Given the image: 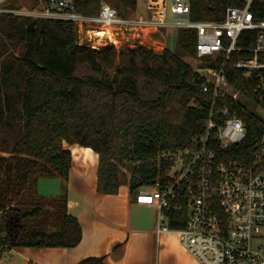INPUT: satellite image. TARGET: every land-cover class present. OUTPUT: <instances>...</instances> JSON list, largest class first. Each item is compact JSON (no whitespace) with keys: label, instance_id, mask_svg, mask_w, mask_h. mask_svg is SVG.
I'll return each mask as SVG.
<instances>
[{"label":"trees","instance_id":"obj_1","mask_svg":"<svg viewBox=\"0 0 264 264\" xmlns=\"http://www.w3.org/2000/svg\"><path fill=\"white\" fill-rule=\"evenodd\" d=\"M45 2V0H42ZM101 0H74L76 12L97 14ZM119 15L137 8V0H109ZM245 0H189L191 20L221 21L228 6ZM255 20H264V0H252ZM165 30V29H161ZM254 31H243L239 46L253 43ZM196 33L177 29L181 53L195 57ZM224 64L235 90L251 94L253 81ZM219 62H222L219 59ZM203 76L164 47L143 45L116 49L112 44H80L71 21L0 13V258L14 247H75L82 229L66 210V195L42 203L32 186L38 177L67 181L70 152L62 143L79 144L98 155L96 191L115 194L119 173L133 163L125 182L130 198L142 187L164 181V151L192 145L205 133L211 103L202 92ZM193 104L199 105V108ZM251 139L264 131L253 112L240 114ZM36 197V198H35ZM38 198H40L38 196ZM186 197L177 195L166 213L171 228L182 227ZM59 203L54 207L51 203ZM180 204L181 209L174 206ZM56 225H36L44 207ZM77 264H105L88 256Z\"/></svg>","mask_w":264,"mask_h":264},{"label":"built area","instance_id":"obj_2","mask_svg":"<svg viewBox=\"0 0 264 264\" xmlns=\"http://www.w3.org/2000/svg\"><path fill=\"white\" fill-rule=\"evenodd\" d=\"M73 1L46 0L34 17L71 21L76 32L97 33L104 27H112V33L195 31L194 59L205 79L202 92L211 94L205 133L193 138L189 147L162 152L167 164L164 181L142 187L136 202L154 207L156 236L178 234L197 264H264V131L249 139L240 115L253 112L264 125V20L254 19L252 0L242 7H226L221 21L191 20L189 0H145L144 11L136 16L119 15L105 0L97 14L82 15ZM243 31H254L251 46L237 44ZM233 54V67L254 83L251 94L233 89L227 81L224 64ZM177 195L187 198V214L182 227L171 228L166 211Z\"/></svg>","mask_w":264,"mask_h":264},{"label":"crops","instance_id":"obj_3","mask_svg":"<svg viewBox=\"0 0 264 264\" xmlns=\"http://www.w3.org/2000/svg\"><path fill=\"white\" fill-rule=\"evenodd\" d=\"M62 146L70 152L66 210L80 223V242L72 248L14 247L0 264H77L88 256L103 257L105 264H197L176 235L156 236L154 207L130 198L126 183L115 194L96 192L98 155L92 149Z\"/></svg>","mask_w":264,"mask_h":264},{"label":"rangeland","instance_id":"obj_4","mask_svg":"<svg viewBox=\"0 0 264 264\" xmlns=\"http://www.w3.org/2000/svg\"><path fill=\"white\" fill-rule=\"evenodd\" d=\"M104 2L111 5L109 0H105ZM42 3H43L42 0H5L0 3V9H3L8 13H13L14 15L34 18L35 16L34 12L39 9H42L40 7ZM37 5L40 6L36 7ZM144 9H145V0H137V8L134 11H127L126 14L129 15L132 14V16H136L139 13L143 12ZM114 30L116 33L115 32L113 33L114 40L112 42H110L107 37L100 38L99 36L94 35L93 34L94 32L86 31V30L81 32H76V35L78 34L77 40L80 43H88L89 45L95 47L105 45L107 43H112V45H114V47L117 50L124 47H134L136 45H143L146 48L153 49L154 51H161L164 47H167L174 53L178 54L181 57V59L185 61L193 70L201 71L199 70L200 65L198 64L196 59H194V57L181 53L180 49L178 48L176 44V31H177L176 28H167L164 31L138 29L137 31L123 32L122 30L119 31V29H114ZM260 116L264 119V113H260ZM133 166H134L133 163L130 162L125 164V167L119 173L120 182L125 183L128 180V178L131 175ZM32 189L34 195L37 196V198L35 197L37 201L38 199H41L40 201L42 203L45 202L49 203L51 202L50 200L52 199L55 200L62 199L64 194L67 197L68 185H67V181H65L60 176L38 177L36 182L33 184ZM38 196L40 198H38ZM51 204L54 207L59 206L58 202ZM43 207L44 210L42 215L38 217L37 220H35L37 222L36 225L42 228L54 227L56 225V220L55 218L52 217V214H54L58 208L55 209L54 212L52 211V213H50L48 210L45 209L46 205H43ZM171 234L176 235L178 237V240L180 241V237L178 234L176 233H171ZM261 243L264 245V240H262ZM193 259L196 261L194 257Z\"/></svg>","mask_w":264,"mask_h":264},{"label":"bare ground","instance_id":"obj_5","mask_svg":"<svg viewBox=\"0 0 264 264\" xmlns=\"http://www.w3.org/2000/svg\"><path fill=\"white\" fill-rule=\"evenodd\" d=\"M112 30H113L112 27H104L103 29L99 30V32L93 33V34L96 35V36H99L100 38L101 37H108L109 36L111 38V40H114L113 39Z\"/></svg>","mask_w":264,"mask_h":264}]
</instances>
